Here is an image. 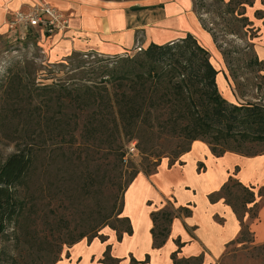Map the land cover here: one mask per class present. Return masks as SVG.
<instances>
[{
  "label": "rangeland",
  "instance_id": "1",
  "mask_svg": "<svg viewBox=\"0 0 264 264\" xmlns=\"http://www.w3.org/2000/svg\"><path fill=\"white\" fill-rule=\"evenodd\" d=\"M30 1L22 10L31 8ZM42 1L67 19L65 29L52 33L57 40L50 43L36 29L21 26L12 38L0 36V166L13 155L28 160L12 188L15 216L0 232V264H55L77 240L124 236L128 222L121 208L131 180L155 173L163 162L176 164L189 146L190 140L168 122L163 81L153 91L142 89L140 68L125 63L126 58L141 57L150 44L190 34L208 50L218 71V91L228 103L264 107V64L258 63L264 59L255 48L261 30L255 23L264 21V0H163L151 7L159 9L156 13L163 7V19L180 21H163V27L162 21H147L150 28L136 31L133 48L120 52H53L56 41L69 37V14L59 8V0ZM101 1L147 8L140 4L144 0ZM120 69L132 72L122 79ZM230 149L259 155L264 142ZM218 197L231 202L242 220L239 187L231 183ZM211 264H264V244H254L243 227L239 239Z\"/></svg>",
  "mask_w": 264,
  "mask_h": 264
},
{
  "label": "crops",
  "instance_id": "2",
  "mask_svg": "<svg viewBox=\"0 0 264 264\" xmlns=\"http://www.w3.org/2000/svg\"><path fill=\"white\" fill-rule=\"evenodd\" d=\"M28 1L31 2L0 0V36L12 38L11 33L20 25L9 28L7 22ZM162 1L144 0L140 4L147 8L137 10L130 9V5L125 7L124 3L101 0L56 1L65 15L69 14L70 30L65 34L69 37L56 41L52 51H128L135 45L136 31L150 28L147 21H162V27L163 21H180L177 17L163 19V7L159 17H155L159 12L156 13V8L151 6ZM164 9L169 12L167 15L171 14L170 5ZM136 16H142L140 21L143 22L137 23ZM255 24L257 29L261 28L255 48L259 59H264V21ZM44 40L51 43L57 38ZM179 160L180 165L171 167L163 162L151 175L140 173L127 186L121 214L130 221L131 235H124L120 241L115 234L105 235L104 240H81L68 248L55 264H103L99 260L107 246L110 256L118 260L115 264H131V258L139 261L137 264H175L171 257L174 252L177 260L198 257L200 264H211L237 241L243 225L251 232L253 243L263 245L264 196L256 197L255 216L245 212L240 221L225 199L215 198V195L230 176L244 186L264 185V153L244 156L226 152L215 157L205 142L195 140ZM168 202L176 209L189 205L191 213L175 217L165 243L153 248L151 213L164 208ZM145 255H149L146 261Z\"/></svg>",
  "mask_w": 264,
  "mask_h": 264
},
{
  "label": "trees",
  "instance_id": "3",
  "mask_svg": "<svg viewBox=\"0 0 264 264\" xmlns=\"http://www.w3.org/2000/svg\"><path fill=\"white\" fill-rule=\"evenodd\" d=\"M124 62L133 63L140 68L139 77L143 79V82L140 83L142 89L153 91L158 83L163 81L167 106L171 111L168 122H173L179 128L178 136L190 140L189 146L182 150L181 156L190 150L191 143L195 140L206 142L211 154L215 157L222 156L226 152H234L230 149L232 144L239 146L242 143L264 142V107L256 103H228L218 91L216 82L218 71L210 62L208 50L199 44L192 35L186 34L183 38L169 41L163 45L150 44L143 51L141 57L126 58ZM258 63L264 64V60L258 61ZM130 72L132 70L120 69L119 76L125 79L131 74ZM116 102L120 106V101L116 99ZM128 118V120L134 118L130 109ZM206 138L208 140H203ZM177 164L180 165L181 161L178 160L176 164L171 163L169 166ZM27 167L28 160L21 155L9 157L0 166V232L4 230L5 223L12 221L15 216L17 207L12 188L22 178ZM231 183L244 193L243 213L248 212L255 216L256 212L253 214L251 210L257 205L256 197L264 196L260 192L264 190V185L244 186L230 176L220 191L227 189ZM225 202L231 206L241 221L234 205L226 199ZM189 214L188 207L183 206L176 209L171 202H168L164 208L152 212L153 248H159L165 243L171 222L175 217ZM123 218L128 222V228L123 233L131 235L130 221L127 217ZM243 227L245 226L243 225ZM245 228L247 229V227ZM249 233L251 234V232ZM116 236L118 241L123 237L122 233ZM76 242L78 240L74 243ZM177 245L179 246V244ZM175 254L176 252L171 255L175 264H188V261L191 260H177ZM193 260L200 261L201 259L196 257ZM99 261L103 264H109V261H113L114 264L118 262L117 259L110 256L109 246L106 247ZM130 262L131 264L139 263L133 258L130 259Z\"/></svg>",
  "mask_w": 264,
  "mask_h": 264
},
{
  "label": "built area",
  "instance_id": "4",
  "mask_svg": "<svg viewBox=\"0 0 264 264\" xmlns=\"http://www.w3.org/2000/svg\"><path fill=\"white\" fill-rule=\"evenodd\" d=\"M20 8L13 13V19L7 22L9 28L19 24L21 27L34 28L43 38H49L54 31H61L67 27V19L54 7L42 0H34L31 8ZM134 150V145L131 146Z\"/></svg>",
  "mask_w": 264,
  "mask_h": 264
}]
</instances>
